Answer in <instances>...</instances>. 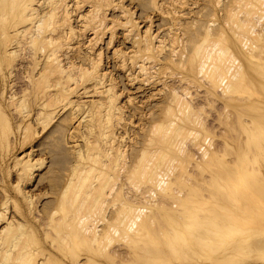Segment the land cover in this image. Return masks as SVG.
I'll use <instances>...</instances> for the list:
<instances>
[{"label": "rangeland", "instance_id": "rangeland-1", "mask_svg": "<svg viewBox=\"0 0 264 264\" xmlns=\"http://www.w3.org/2000/svg\"><path fill=\"white\" fill-rule=\"evenodd\" d=\"M238 1L240 0H236V1L235 0H221L220 2L219 0H116L115 2L117 4L115 3L114 5H110L109 7H104V9L106 10V14H107L106 15L107 22L111 24V21H115V20L117 21V19L118 21L124 20L122 18L121 10L122 9L127 10L129 15H131L133 19H136L138 28H139L133 31L132 35L129 38L126 37L125 31L122 29L121 26L120 27L116 26L113 29H109L108 31L107 30L104 32L99 31L97 35L93 34L94 32L90 30L86 34V38L80 37L78 39H75L74 41L70 40V42L72 43L71 47L73 48L75 47V49H73L74 51L73 50L70 51V55L73 52L76 56L80 57L78 60H76L78 65H80L81 63H84V64L87 63V61L90 59V55L92 59V57L94 58V56L96 55L95 53L97 51H99L100 49L102 50L101 51L103 54L102 55L103 56L102 66L105 72L108 71L107 74L109 73L110 76L112 75L111 78H113V83H115L116 85L115 90L119 91L118 93L120 94L118 102L122 106V112L118 116V118H120L121 123L116 127L115 131L117 130L118 131L115 133L116 136L114 135L115 137L114 142L116 144V147H121L122 149H124L125 147L124 149L125 157L128 155L126 158V161L127 162L129 161L128 164L126 165H128V167L130 166L129 168H131V166L134 164L132 162H135L138 159L137 157L139 156L143 145L147 143V140L146 142H144L145 139L149 140L150 137H153L157 140V139H161L162 138L161 136L164 135L166 130H164L163 132L161 130L163 135L161 132L159 133V131L158 132L156 131L157 133L153 134L154 130L152 126L155 125L154 123L155 121L157 122L164 118L167 120L168 118H170V115L174 114V111H172V113L169 114V112H171L169 111V109H172V108H167V105L168 104L170 105V102L172 99L171 93H172L173 88H176L180 92V95L184 94L182 91L185 88L189 90V93L191 95V97L189 96L190 97L189 100L192 102V105L195 107V112H194V115L193 113H190L192 115V116L190 115V117H188V115H185V116H187L190 119H194V121L198 122V123L195 122V124H198V125H195V124L193 125L194 123L192 122L193 120L191 121L192 123H190L187 121L188 119L187 117L184 116L186 119L183 117L186 120V123L187 122L190 123V124H187L188 132L189 131H192V132L191 133L186 132L185 135H181V138L178 136L177 140H181L182 137L184 136L183 142H185L186 144L184 143L183 146L186 145L185 148L188 149L187 151H189V153L193 154L194 156L193 155L191 156V154H188L190 155L189 156L190 158L188 157L187 159H185L186 161H184V163L182 164L183 169L181 165L179 164L180 168L177 167L178 169L177 168L175 169L174 171L175 173L173 172L167 184L166 182H164V185L163 183H160L159 185H157L156 184L157 182L154 180L155 182V183L153 182L155 184V187H154L152 186L154 185L153 183H151L152 185H149L150 182L152 181L149 180L148 181L149 183H148L146 181L148 179L146 178V180H144L145 177H143L142 179V176L138 175V173L133 174V175L127 172H126L127 174H125V172H122L123 174L118 173V172L113 173L114 175L112 177L114 178L116 177L118 179L117 182L119 183L116 185L115 188H117V186L119 187L120 183H125L124 191H127L130 195L136 196V194L138 193L145 192L146 189H147L146 192H148V188L152 186L149 188V191L152 190V193L156 194V197L154 195L155 197L154 199H158L157 198L158 196L159 199H161V203L159 202L158 204L157 203L158 201L157 202L155 201L156 203L152 201V204L149 206H146V204L145 205L139 204L141 206H144L145 210L143 212L140 210L137 211V209L133 211L136 213V215L140 214V212H142V214L146 213V214L137 216V217L140 216V218L135 217L134 213L133 212L131 213V209H128L130 211L124 210V211H127L126 213L128 212L131 213V215L128 213L131 217H129L127 220H125L122 223L124 226L121 227V230H119V232L114 236V239L112 240L113 242H111L110 250L116 249L118 250V253H119L118 258H116L115 260H110L102 256L101 254L99 255L101 251L98 253L99 251L98 247L103 249V252H104L105 246L103 247V245L105 243H102L103 245L95 244L96 245L95 246L94 243L93 244L92 242L88 243L84 241L83 239H81L82 238L81 236H79L80 238L78 239H80L79 240L80 242H78L77 244H73V245L76 248L75 250L79 253L80 259L82 262L87 261L86 259L87 254L88 255L93 254V256L96 257V259L101 264H147V263L148 264H174V263L190 264V263H195V262L214 263L219 258L220 246L223 245L224 243H228L229 242L228 240H230L231 237L232 239H234L233 237L235 236V239L241 240L244 243H241L242 245L238 244L234 249L226 253L223 259L221 260L222 263L237 264L239 259H242V258L260 257L259 261L263 262L264 264V176H262L264 175V167H263V171L261 167L264 165V154L262 151H260V154H262V156H258L257 159L254 158L258 161V162L255 161L258 163L256 165L254 163L255 167L257 168V166L261 165L258 168L260 169V173L256 174L254 172L256 168L253 167L254 166L253 163L248 162V160L246 159H248L247 157H249L250 154L251 156H253L252 154H254L257 151V148L254 146V142L252 139L248 141L249 139L246 137V133L244 132L245 128L243 130V127H245L244 125L246 123V125L251 126V130L253 129L252 132H254V130H256L255 128L258 126L255 125V127H253V122L255 123L257 119V121L261 123L260 130L264 131V62H263L264 60L263 59H262L263 61L255 60L256 59L255 58L254 60L251 61V59L249 58L250 57L249 54L252 52L254 53V55L258 54L257 56H260V58H264V53L262 54V51H264V49L263 50L256 49L258 48V46L257 47L255 46L254 48L253 46L250 48L249 46H244V47L243 45L241 46V43L239 40H241L242 37L243 38L246 37L245 35V33H247L245 31L246 29L242 30L241 33H239L241 30L237 31L238 29H236V33H235L236 35L233 34L232 29H231L232 26L237 25V24L239 25V23H241L242 20L244 21L247 18L246 13L242 12V10H245V9H242L241 7L243 5L240 4V2ZM73 2L74 1H72L71 4H73ZM89 4H85L82 8H78V7L76 8V6L73 7V5L71 6V10H73V13H72L73 18L71 20V24L77 29V32H78V29L81 28V24H80L81 22H80V18L78 14L83 13V12L85 13V11H88V9H90ZM230 5H233V7ZM258 6H255V7H258ZM228 7H230V9H228ZM259 7L261 8H259L260 10L257 8L258 11L260 12L263 11L262 8H264V6L260 4ZM239 8L242 9L240 11L241 13L236 14L232 11V10L234 11L239 10ZM257 9L255 8V10ZM60 13L61 15H63L62 12ZM231 13L236 14V16L231 15L232 18H229ZM228 14H229V17H228ZM259 14L261 13L254 15L256 21L260 20L257 23L255 21L254 23L256 25L255 24L254 25L256 26L255 29L257 30L263 29L262 33L264 36V17H263L264 11H263L262 17H259L260 16ZM208 23H211L209 24V26L210 25L213 26V28H211L212 29L211 31L214 36L216 35L215 37H219V34H220V33L218 34V32L216 31L214 33V30L217 28L220 30V32L226 31L228 33V37L230 38V39L228 38V40L229 41L231 40L232 44L228 40H226L225 42L228 41L229 45L228 44L227 45L230 46L232 51H234L233 57L236 58V59L234 58L235 62L232 61L233 58H231V61H232L231 63H230V59L227 60L225 58H224L225 61L222 60L223 63L225 62L224 64L220 62L221 70L225 69L223 67L227 63L228 65L233 63L235 64L234 66L236 67L233 66L234 73H232V75L231 73L230 75H227L228 73L225 72L227 70H224V72L221 71L219 73L220 76L217 77L219 81L217 82L216 86L211 85L209 81L210 79L208 80L209 76H207V73H205L206 75L205 76L204 72L202 74L201 70L199 71L198 74H196V70L193 71L194 68L196 67V64L198 63L192 57H191L192 60H190V57H189L190 54L192 53V50H193L192 46H194V43L204 38L206 34V29L207 27H209L207 25ZM231 23H232V26H231ZM204 24H205V29L203 28L204 29L203 30L201 28L204 27ZM235 28L237 27H234V29ZM196 29L198 30L196 32L197 33L199 32L201 35L196 34L195 32ZM138 30L140 31L139 34H141L142 32H143L142 34H145L144 32L146 31H148L149 33L157 34L156 36L159 37L158 39L162 38L163 40H165L166 46L167 47L170 46L169 48L165 47L164 51L161 52V54L160 52L157 53L155 50V53L153 54L154 58L150 60V63L147 62L146 64L147 66H152L154 64V61H156L157 68H156V65H154L155 69L152 68V70H150V68H148V70L144 71V70H141L140 66H138L137 64L133 65L129 60L127 61L125 60V58L129 59L128 56L135 55L134 58H138L137 60L142 61L144 60L142 58L147 56L146 51L143 49L144 47L142 48L141 52H139V55L135 53V46H134L135 38L134 37L137 34ZM247 30L250 31V29H247ZM244 31L245 33H243ZM237 32L239 33V35ZM251 32L252 30L250 31V35H248L249 32L247 33L248 37L254 36V35H251L253 33ZM241 34H242V37H241ZM58 35L63 36L62 40L64 39L63 30H60ZM195 35H197V37L199 38L196 39ZM191 36H193V38L195 37L194 39L198 41L191 38ZM239 36L241 39L239 38L238 40L237 38ZM188 38L190 39L188 40ZM263 38L264 37H261L260 41L257 42L258 45L260 43H261L260 46L264 44ZM184 39L187 42H185ZM112 40L114 41L111 42ZM18 41H22V43ZM18 41L14 42V47H13V49L14 48L17 49V53L19 54L17 56L16 61L13 62L14 67H11L13 63L11 65H7V62H6L7 60H5L4 56H1V60L3 62L1 61V64H0V107L3 106L2 108L5 114L7 115V117H9V120H10L9 124H10V127H12L10 128L12 129L10 132L12 131L14 132V133L12 132L13 136H12V133H10V137L12 138V141L17 142V145L15 148L12 147L9 150L8 155H5V158L2 157V154L5 153L4 151L5 149L0 148V178L5 179V185L9 187V191H11L12 196L16 197L17 192L15 191L13 187V183L15 184V181L17 182L16 167H14L15 156L17 155L21 156L23 155V153L25 152L27 153L32 148H34V150H36L34 159H36L35 163L37 165L36 167L37 169L35 170L36 172L34 173V177L32 181L26 184V188L27 190L30 191V193L33 192V194L35 195L36 206L38 210L41 211L40 214L44 216V219H45L44 222L47 223L49 220L48 219L49 213L53 212L52 210L55 209L54 211H57L56 217H58V215L59 217H61L65 214V212L70 213V211L73 210L74 208V207L70 208L71 210L69 208H68L69 210L68 209L62 210V205L60 203L61 198H62L61 193L63 190L62 188L66 184L68 177L70 176V174H72L73 168L71 166L73 165L74 159H75L74 158V139L73 137H71V135H75L76 136L75 141L76 139H78L79 140L78 142H81L82 137L79 132L80 125L78 124L76 119H72L71 117L72 107L71 108L70 106L63 107L64 106L63 103H59V104L57 103L53 106L55 113L53 115L52 121L49 122L48 126H45V129L43 127L44 125L37 123V120L35 117L37 110H36V106L34 105L35 98L33 97L32 94L28 92H23V90L27 88V84H28V81L26 80L24 73H25L26 66H27L26 62L29 61L27 56H29L30 53H28V50H25V51L23 50L24 48H22V45H21L23 44V39L20 38ZM189 41L191 42L193 41V44H191V42ZM174 42H176V44H174ZM225 42L222 45L224 47L226 45ZM188 43L190 44L187 45ZM173 46L177 48V54H175L176 55L175 57L173 56V61L176 60L177 62L175 61V62L169 63L167 62V59L172 53L171 50L172 48H174ZM188 46H189V49L187 50ZM113 47L115 50L113 49ZM64 48L67 49L68 46H64ZM90 48H93V49L91 50ZM257 50L260 51L261 53L258 52ZM117 51H120V52L116 54ZM133 51L135 54L133 53ZM180 52L182 53L179 54ZM73 53L72 55H74ZM183 53H184V57H183ZM187 53H188V56H187ZM24 54L26 55V57ZM83 57L84 59H87V61H83L82 60ZM26 58L28 61L26 60ZM40 59H42L41 60V63H42L44 61V57ZM23 61L25 63H23ZM125 61L126 63L124 64ZM139 64H141V62H139ZM84 66H86V64ZM240 66L242 67L243 70H240L241 69ZM138 67H139V70H138ZM22 71L24 72L23 74H22ZM206 71L208 72V69H206ZM235 73L237 76L235 75ZM242 73L245 74L244 77ZM226 75H227V78L229 76V80L226 78ZM149 76L151 77L153 76L154 79L153 78L149 79ZM181 76H185V78H183L184 80H182ZM195 76H196V79H198L197 81L199 83L193 82L194 81L193 78H195ZM222 76H225L224 81L222 80ZM225 80L226 81L228 80L229 83L230 82L235 83L234 87L236 90L235 91L233 90L234 87L231 89L234 93L232 91L231 92L227 91L228 93L226 91L225 92L222 91L227 85ZM93 84L94 83H91V82L90 84H88L90 85V88L92 90L94 86ZM239 84H241L242 87ZM236 85H239L240 87ZM4 87L6 89V93L2 95L1 90H3ZM81 87L82 85L79 86L80 90L78 93L73 95V98L75 97L74 99H79L81 101L82 106L80 109V114L81 115L83 114L84 116H86L89 114L88 112H90V109L92 107L91 105L92 101L98 100V99H102L105 101L106 98L104 94H93V95H91L90 93L86 94L84 93V90ZM237 88H239V90ZM13 92L17 93V96L15 98L17 99L19 98V100H21L22 97L25 98L24 100L26 101V103L24 104L25 105L27 104V105L25 106L23 104L22 105L23 109H20V108L18 109L16 106L17 105L16 102L18 101V103H20L21 101L19 102V100L15 99L16 101L14 102V100L11 98V94ZM11 103H15V104L13 105ZM24 107H27L28 111H26L27 108H24ZM56 107L58 108L56 109ZM174 107L177 108L176 106ZM24 109L26 110L24 111ZM196 109L199 112H197ZM172 110H175V109H172ZM85 111H88L86 112L87 114H84ZM95 112L93 113L90 112V115H93L95 120L98 119V121L96 122H100L99 120L101 119L102 116L101 114H98L97 112L96 114L97 118H96ZM240 113L243 117H241ZM195 116L197 117V119ZM253 116H256L257 118L254 117V119H252ZM172 117L174 116L172 115ZM96 122H95L96 139L97 138L98 140L100 139L101 144L105 147L104 140L106 139H104L100 135L101 132L104 130V129L103 130L101 129V128H104L103 124H99V123L96 124ZM152 122L154 125L152 124ZM200 122H201V126L199 124ZM251 122L252 124L250 125ZM29 123L31 124L30 139L24 144V147H20V143H19L20 135L18 134H21L20 133L21 131L24 132L23 128L25 127L23 126L24 125L26 126V124L29 125ZM19 125H21V127ZM202 125L204 126V128H202L203 127ZM248 126L246 127L249 130L250 127L248 128ZM114 128L109 127V131L112 132ZM74 129H77V131ZM257 129H259V127ZM18 130H20V132ZM99 135L101 136V138ZM119 135H120V138H119ZM158 135H161L159 136L161 138H159ZM146 136L148 138H146ZM121 137H123V140ZM196 143L197 144L200 143L199 145L202 144L201 147L207 148L209 152L214 150L213 148H215V150L218 152L216 153L214 152L215 154L213 155L215 157L208 156L210 158L213 157L212 159L210 158L208 159V157L204 156V153L201 152L202 148H199V145L197 146ZM139 146L141 147L139 148ZM196 146L199 149H197ZM252 147H253L254 152L251 149ZM205 148L203 151H205ZM244 148L249 151H246ZM139 149H140V152L138 151ZM174 150L175 151L172 150L171 158H172L173 153L175 154L177 152L176 149ZM136 152L138 153V156ZM135 154L137 157L135 156ZM216 155H218V157H216ZM173 157H176V155H174ZM202 158L203 159L206 158V159L203 160ZM212 160L214 161L212 162ZM237 161L241 162V165L243 164V161H245L244 164H247V165L244 168V170L242 168L245 165L243 164L242 167H238L240 163H238ZM246 161L248 163H246ZM174 162L172 161V163ZM236 163H238L237 164L238 169L241 168L243 172L244 171L246 172L247 166L251 168L250 167L251 165L249 166V163H251L252 164L251 170L254 172L251 175H255V176H249L250 174H248L247 177H244L247 175V173H243L242 170L239 172L235 171L236 169L234 170V168H236L235 167ZM174 164L176 165V163ZM12 165L14 168L12 167ZM202 167L204 168V170L202 169ZM249 170L247 171L249 172ZM121 174L124 175L123 178ZM228 174L231 176H229ZM236 174L239 176H237ZM241 174H244V175H241ZM125 175H127V177ZM129 175H131L132 177L128 178ZM91 176H94V174H90L89 177L91 179H96V178H92ZM128 179H131L132 181L134 180L135 182L130 181L131 183L130 184L129 182H127L129 181ZM260 180L263 182H261ZM97 181H100V179L99 180L97 179ZM97 181H95V183H97ZM170 181H172V183ZM145 182H147L148 184H146ZM134 183L139 184L140 186ZM142 183H145V185ZM134 185L136 187L137 186L139 187V188L137 187L138 190L142 189L145 191L141 190L138 192V190L135 189L136 187ZM110 187L111 185L108 187L107 189L108 191L111 189ZM82 191L83 190L78 192L80 197L82 195L83 196L85 195V194L80 193ZM116 193L113 192V194L109 197L110 201H108L107 205H105L106 207L103 208V210L101 211V214L103 211H105L103 212V214L104 213L108 214V217L110 219L111 218L114 219V217L116 216L115 207L120 204L118 203L117 205L113 206V200L115 199ZM181 193L182 195H180ZM139 196L140 195H138L137 197ZM162 196L164 197V199ZM143 197L144 196H142L141 198L142 201L144 200ZM165 198H168V199L165 200ZM174 198L176 199V201L174 200ZM4 199H6V195L4 193V190H2V188L0 187V203L5 201ZM162 201H163V205H161ZM164 202L167 204H170L171 207L169 205L164 204ZM174 202H177L176 204L179 207H177V205H175ZM153 203H155L158 206H156ZM172 203H174V205ZM153 205L155 206L153 207ZM193 205L196 207L192 208ZM189 210L193 211V213L190 212ZM9 211H10L9 213L11 214L16 213L13 206L10 207ZM229 211L232 213H230ZM184 212L190 215H188L187 217V214H183ZM194 212H197V213L195 214ZM9 213H8V216H9ZM90 213L92 215L94 214L93 212H90ZM192 214H194V217H192L193 216ZM196 215L198 217H195ZM101 216L102 215H100V217ZM88 217L89 218H87V220L90 219V221H92L93 223L90 221L89 223L86 219H84L85 221L88 222V224L87 222L85 223L84 220H82L84 222L82 223L83 226H79L80 225L79 223L81 222L77 221L79 225L74 224L75 228L73 227V230L76 231L75 229L77 228L80 229L84 227L86 228L91 227L96 222V219L94 220L95 218L94 216H93L94 217L93 220H91L92 218L89 215ZM96 217H97V214H96ZM141 218L146 220L147 222H143L144 225L142 227H139L141 226L139 224V221L140 223L142 221ZM98 223L97 225L101 229L105 228L106 224L104 222L103 223L98 222ZM4 224H6V221L2 217V219H0V227L5 226ZM122 224L119 226H122ZM135 224L137 225V227ZM187 224L189 226H187ZM202 224H205V225L202 226ZM76 226L78 227L76 228ZM156 227L157 229H155ZM133 228L136 230H134ZM142 228L144 229L142 230ZM173 228L174 230H172ZM61 229H63L64 232L67 231L65 224H61ZM129 229H131V232ZM145 229H148L149 233L144 232ZM29 230H30L29 227L28 228L25 227V231H26L25 236H26L27 241L29 243L30 242L32 243L31 245L33 248H35L36 250L40 249L41 251L40 253H42L43 248H47L51 250L54 249L50 244L51 239L48 237H45L44 231H42V228H37V231L33 235L30 234ZM199 230L207 231V234L210 237L206 236L204 232L202 233ZM134 231L136 232L138 231L139 233L135 232L134 234ZM142 231L144 232V234ZM196 231L197 232L199 231L200 233L203 234L202 235L198 232L201 238L197 234ZM208 231L212 233V236L208 233ZM216 231H219L218 233L221 232L222 235H218L219 236L218 237L216 234ZM132 233L136 235L135 238H134V235H132ZM140 233L141 235L139 236ZM157 233L161 235L159 236ZM175 233L179 234V236L182 238L179 244L177 242H174L175 240H178L179 242V238L176 237L178 235L176 236L174 235L175 239H171V235ZM213 233L216 235H214ZM194 234H197L198 238ZM61 235L62 234L56 235L57 241L60 240L59 238L61 237ZM194 236L196 238H193ZM152 237L153 239H151ZM205 237L207 238V240L205 239ZM183 238L186 239L185 242L188 244V246L187 244L185 245L183 241L185 239ZM208 238L209 239L211 238V239L209 240ZM169 240H171L172 243ZM208 240L211 242V243H208L210 247L208 244H206V242H209ZM144 241L147 243H145ZM142 243L143 244L145 243L144 244L145 249L150 250L151 252L150 251L143 252V250L145 249L144 247H142ZM176 243L179 246H177ZM91 244L95 246L93 247L94 250L92 249ZM138 244L139 246L138 248H136L137 247L136 245ZM167 244L169 245V249L171 248L170 246L172 245H173L172 246L173 249L175 248V246L178 249L176 251H175L176 248L174 250L172 249L169 250ZM204 244L206 245L204 246ZM218 244L220 246H217ZM140 245L143 249L140 247ZM156 245L159 248H161V251H164V254L159 253L161 251L160 249L157 248ZM180 246H183L182 247L183 250L181 249ZM186 246L188 248H191V250L193 251L196 250V251L194 253H191L192 251L190 249H187ZM203 247L205 248V250L203 249ZM128 248L130 249V251H128L129 250ZM156 249H158L159 252ZM171 250L173 251L172 254L169 253V251L171 252ZM178 250L180 254L178 253ZM54 251H56L57 254L59 253V255L64 253L62 251H59L58 249H54ZM174 251L177 253L174 254ZM153 252H156V253H153ZM121 253L123 254L120 255ZM130 253L133 255L131 256ZM38 259L45 260V256H43V254H40L38 256ZM123 259H125V261H123ZM100 263H97V264H100ZM50 264H56V263L53 261Z\"/></svg>", "mask_w": 264, "mask_h": 264}, {"label": "bare ground", "instance_id": "bare-ground-1", "mask_svg": "<svg viewBox=\"0 0 264 264\" xmlns=\"http://www.w3.org/2000/svg\"><path fill=\"white\" fill-rule=\"evenodd\" d=\"M72 1H74L73 4H71ZM115 1L116 0H0V64L2 61L1 56L5 57V60H7L6 61L7 65H11L14 61H16L17 56L19 54L17 53L16 48L13 49L14 42H16L20 38H22L23 44H21V45H22V48H24L23 50L24 51L28 50V53H30V55L28 54L30 56V58H29V56H27L29 61L26 58V60L28 62H26L27 66H26L25 73L22 71V74L24 73L25 78L28 81L27 88H25L23 90V92H28V93L32 94L33 97L35 98L34 105L36 106V110H37V113L35 116L37 123L44 125L43 127L45 129V126H48L49 122L52 121L53 115L55 113L53 106L57 103L58 104L63 103V105H64L63 107H65V106L66 107L70 106V108L72 107V111H71L72 116L71 117H72V119H76V121L80 125L79 132H80V135L82 137L81 142H78L79 141L78 139H76V141H75L76 136L71 135V137H73V139H74V158L75 159H74L73 165L71 166L73 168L72 174H70V176L68 177L67 182L63 186V188H62L63 190L61 193L62 198H61L60 203L62 205V210H66L68 208L70 209V208L74 207L73 210L70 209L71 210L70 213L65 212V214L63 216L59 217V215H58V217H56L57 211H54L55 210L54 209V210H52L53 212L49 213L48 222L47 223L44 222V220H45L44 216H42L40 214L41 211H39L37 206H36L35 195L33 194V192L30 193V191L27 190V188H26V184L30 183L32 181V179L34 177V173L36 172L35 170L37 169L36 168L37 165L35 163L36 159H34L36 150H34V148H32L27 153L26 152L23 153V155H21V156L20 155L15 156L14 167H16L17 182L15 181V184L13 183V187H14L15 191L17 192L16 197L12 196L11 191H9V187L5 185V179L0 178L1 179L0 187L2 188V190H4V193L6 195V199H4L5 201L0 203V219H2V217H3L6 221V224H4L5 226L0 227V264H50L53 261L56 264H94V263L97 264V263H100L96 259V257L93 256V254L92 255L87 254L86 255L87 261H84V262L81 261L80 255L75 250L76 248L73 245V244H77L78 242H80L79 241L80 239H78V238H80L79 236H81L82 237L81 239H83L84 241H86L88 243L92 242V244L94 243V245L95 244L101 245L102 243H105L104 245L102 244L103 247L105 246L104 252H103V249L98 247V250H99L98 253L101 251L99 253V255L101 254L102 256H104L110 260H115L116 258H118L119 253H118V250H116V249L110 250L111 242H113L112 240L114 239V236L119 232V230H121V227L124 226L122 223L125 220H127L129 217H131L130 215L132 212L134 213L135 217H137L138 215L146 214V213L142 214V212L145 210V207L141 206L139 204H144V205L146 204V206H149L152 204V201L153 202L158 201L157 202L158 204H159V202L161 203V199H159L158 196H157L158 199H154L156 197V194L155 193L153 194L151 189H150L151 191H149V188L152 186L155 187L154 180L157 182L156 183L157 185H159L160 183H163V185H164V182H166V184H167L171 178V175L175 171V169L177 167H179V164L182 167L183 166L182 164L184 163V161H186L185 159H187L190 156L188 154H191V153H189V151H187L188 149L185 148L186 145L183 146V144L185 143V142H183L184 136L182 137L181 140H177V139H178V136L181 138V135H185L186 132L187 133L192 132V131L188 132V129H187L188 125L187 124L194 122L193 123V125H194L195 122L198 123L197 121H194V119L188 118L191 115L190 113H193V115H194L195 107L192 105V102L189 100L191 95H190L189 90L187 88H185L182 91L184 93L183 95L182 94L180 95V92L176 88H173L172 93H171L172 99H171L170 105L169 104H168L169 106L167 105V108L175 109V110L169 109V111H171V112H169V114H171L172 111H174V114H172L174 117H172V115H170V118H168L167 120L164 118V119H161L160 121H157V122L155 121L154 122L155 125L152 122V124L154 125V126H152L153 130H154V131L152 130L154 132V133L152 132L153 134L157 133L158 131L160 133L161 130H162V132L164 130H166L167 132L165 131L164 135L161 132L163 136L158 135V137L159 136L162 137V138L159 137L161 139L156 140L153 137H150L149 140L145 139L144 142H146V140H147V143H145V145H143L141 152H140V149L138 150L140 152L139 156H138V153L136 152L138 157L136 156V154H135V156L138 159L136 158L137 160L135 162H132V163H134L132 165L133 168H132V166H131V168H129L130 166L128 167V165H126V164H128L129 161L128 162L126 161V158L128 155L125 157V151H124L125 147H124V149H122L121 147H116V144L114 142L115 141L114 135L118 131V130L115 131L116 127L121 123L120 118H118V116L122 112V106L118 102L120 94L118 93L119 91L115 90L116 85H115V83H113V78H111L112 75L110 76L109 73L107 74L108 71L105 72V70L102 66V62H103V56H102L103 54L101 52L102 50L100 49L96 53L94 52L96 55L94 56V58L92 57V59H91V55H90V59L88 61H87V59H84V57H83L82 60L87 61V63H85L86 66H84L85 65L84 63H81L80 65L77 64L76 60H78L80 58L79 56H76L73 52L72 53L75 56L72 55V53H71L72 56L70 55V51L75 49V47L74 48L71 47L72 43L70 42V40L74 41L75 39H78L80 37L86 38V34L90 30L94 32L93 34L97 35V33L99 31L104 32L106 30L108 31L109 29H113L116 26H119V27L121 26L122 29L125 31L126 37L129 38L132 35V32L138 28V24H137L136 19H133V17L131 15H129L128 11L125 9L121 10L122 18L124 20L118 21V19H117V21L116 20L111 21V24L107 22V16H106L107 14H106V10L104 9V7H109L110 5H114L116 3ZM220 1L221 0H219V2ZM238 2H240V4L243 5L241 7H242V9H245V10H242L239 8V10H235V11L232 10V11L234 13L238 14V13H241L240 11L242 10V12L246 13L247 18L244 21L242 20V22L239 23V25L236 23L237 25L233 24L234 26H232V23H231V26H232L231 29H232L233 34L236 33V29H238L237 31L241 30L239 33H241L242 30L246 29L245 31L247 33L249 32L248 35H250V31L252 30L253 33L251 32L252 33L251 35H254L253 37H251V36L248 37L247 33H245V31H244L243 33H245L246 37L243 38L242 34H241L242 39L240 38V36L237 39L238 40H239V38L241 39L239 41L241 43V46L243 45V47L249 46V48H250L253 46V48H254L255 46L256 47L258 46V48H256V49H258V50L262 49L263 50L264 44L260 46L261 43L259 45L257 43L258 41H260L261 37H264L263 33H262L263 29L262 30L261 29H259V30L255 29L256 24L254 22L256 21V19H255L254 15L261 13V14H259L260 15L259 17H262L264 8H262L263 11H261V12L258 11V9L261 8V7H259L260 4L262 6H264V0H240ZM89 3H91V4H89ZM85 4H89L90 9H88V11H85V13L83 12V13L78 14V16L80 18V22H81L80 23L81 28L78 29V32H77V29L71 24V20L73 18L72 17L73 10H71V6L73 5V7L76 6V8L77 7L82 8ZM220 5H221V3H220ZM230 6L233 7V5H230ZM255 6H258V7H255ZM225 8H226V6H225ZM255 8L256 9L258 8V9L255 10ZM228 9H230V7H228ZM60 12H62L63 15H61ZM219 12H220V10H219ZM236 14L231 13L230 17L228 14V17L232 18V16L233 15L236 16ZM252 16L254 17V19ZM225 19H227V18H225ZM258 21H260V20H258ZM258 21H256V23ZM209 24H211V23H208L207 25L209 26ZM202 25H203V23H202ZM258 26H260V25H258ZM234 27H237V28L234 29ZM203 28L205 29V24H204V27H202L201 29H203ZM211 28H213V26H211V25L209 27H207L206 34H205L204 38L200 41L196 40L199 38V37H197V35H195L196 39H194L195 37L193 38V36H191V38H193L194 40H196L198 42L194 43V46H192L193 48L191 47L193 49L192 53L191 54L189 52L188 53L190 54V56H189L190 60H192V58H193L198 63V64L194 63V64H196V67L194 68L193 71L196 70V74H198L200 70H201L202 74L204 72V75H205V73H207V76H209V78L208 77L207 78H208V80L210 79L209 81H210L211 85L216 86L217 82L219 81V79L217 77L220 76L219 73L221 71L224 72V70H227V71H225L228 73L227 75H230V73L232 75V73H234L233 69H234V67H236V66H234L235 64H233V63L229 64V65L227 63L223 67L225 69L221 70L220 62L223 63L222 60L225 61V59H227V60L230 59V63H231L232 61L235 62L236 58L233 57L234 51H232L230 46H228L229 45L228 33L226 31L220 32V30L218 28L217 29L219 31L217 29H215V30L213 29L214 33H215V31L218 32V34L220 33L219 37H215L216 35L214 36L212 34ZM247 29H250V31ZM60 30L64 31V39L63 40H62L63 36L58 35ZM196 31H198V30L196 29L195 32ZM139 32L140 31L138 30L137 34L134 37L135 38L134 39L135 53H137L139 55V52H141L142 48L144 47L143 49L146 51L147 56L142 58V59H144L142 61L137 60L138 58H134L135 55L128 56L129 59L125 58V60L126 61L129 60L133 65L137 64L138 66H140V69L144 70V71L148 70V68H150V70H152V68L155 69L154 65H156V61H154V64L152 66H147L146 64H147V62L150 63V60L154 58L153 54L155 53V50L157 53L160 52V54H161V52L164 51V48L167 47L165 40H163L162 38L158 39L159 37L156 36L157 34L149 33L148 31L144 32L145 34H142L143 32L141 34H139ZM239 33H238V35H239ZM196 34L201 35L199 32L198 33L196 32ZM157 39H158V41H157ZM189 39L190 38H188V40ZM155 40H156V42H155ZM226 40H228V41L225 42ZM263 40H264V38H263ZM113 41L114 40H112L111 42H113ZM184 41L187 42L185 39H184ZM18 42L22 43V41H18ZM189 42H191V41H189ZM224 42L226 43V45L228 44L227 46L224 44L225 47L222 46ZM229 42L231 43V40ZM174 44H176V42H174ZM174 44H172V45H174ZM189 44L190 43H188L187 45H189ZM191 44H193V41L191 42ZM64 46H68V48L65 49ZM169 47H167V48H169ZM173 47L174 48L171 47L172 53L167 59V62H169V63L176 61V60L173 61V56L174 57L176 56L175 54H177V48L175 46H173ZM90 49L92 50L93 48H90ZM113 49H114V47H113ZM188 49H189V46H188L187 50ZM185 50H186V48H185ZM118 52H120V51H117L116 54H118ZM258 52H260V51H258ZM133 53H134V51H133ZM181 53L182 52H180L179 54H181ZM188 53H187V56H188ZM263 53H264V51H262V54ZM26 55H27V53H26ZM26 55H25V57H26ZM92 55H93V53H92ZM257 55H254V53L252 52L249 54V56H250L249 58L251 59V61L254 60L255 58H256L255 60H260V61L262 59L264 60V58H260V56H257ZM121 56H123V55H121ZM42 57H44V61L41 63L42 59H40V58H42ZM183 57H184V53H183ZM231 58H233V59L235 58V59L234 60L232 59V61H231ZM121 59H123V58H121ZM160 59H161V57H160ZM126 61L124 62V64L126 63ZM139 62H141V64H139ZM238 62H239V60H238ZM23 63H25V62L23 61ZM180 63H181V61H180ZM11 67H14V63L11 65ZM156 68H157V65H156ZM182 68H184V67H182ZM240 68H239L240 70H243L241 66H240ZM206 69H208L209 74L206 71ZM138 70H139V67H138ZM236 73H235V75H236ZM227 75H226V78H227ZM242 75L244 77L245 74L242 73ZM150 78L152 79L153 76L152 77L149 76V79ZM181 78H182V80H184L183 78H185V76H181ZM234 78H235V76H234ZM195 79H196V76H195V78H193V80H194L193 82L199 83L197 81L198 79H196V80ZM224 79H225V76H222L223 81H224ZM227 79L229 80V76ZM228 80L227 81L225 80L227 85L222 90L223 92H225V91L231 92L232 91L231 89L235 86L234 85L235 83H233V82L229 83ZM90 82L94 83L93 84L94 85L93 90L90 88V85H88V84H90ZM239 82H240V80H239ZM81 85H82L81 88L84 90V93H86V94H88V93H90L91 95H93V94H104V96L106 98L105 101L102 99H98V100H94L91 102L92 107L90 109V112L93 113L96 110L95 117H96L97 112H98V114H101L102 117L99 120L100 122H96V121H98V119L95 120L93 115H90V112H88V111H85V113H84V114H87L86 112L89 113L86 116H84L83 114L82 115L80 114V109H81L82 103L79 99H74L75 97L73 98V95L79 92V90H80L79 86H81ZM239 85L241 86V84H239ZM239 85H236V86H239ZM217 88H218V86H217ZM89 89H91V90H89ZM237 89L239 90V88H237ZM233 90L234 91L236 90L235 87L233 88ZM92 91H93V93H92ZM1 92H2V95L4 93H6L5 87L3 90H1ZM16 96H17L16 92H13L11 94V98L14 100V102L16 100H19V98L18 99L15 98ZM24 99L25 98L22 97V99L19 100V102L21 101L20 103H22V101ZM95 99H97V98H95ZM128 100H129V98H128ZM24 101L22 104L18 103V101L16 102L17 103L16 106L18 109L19 108L23 109L22 105L24 103H26V101L25 102ZM11 104L14 105L15 103H11ZM21 106H22V108H21ZM174 106H176L177 108H175ZM2 107H0V148L5 149L4 150L5 153L2 154V157L5 158V155H8L9 150L12 147L13 148L16 147L17 142L12 141V138L10 137V133L13 132V131L10 132L12 130L10 128H12V127H10V124H9L10 123L9 117H7V115L5 114ZM27 107H24V108H27ZM57 108L58 107H56V109ZM25 110L26 109H24V111ZM87 110H89V109H87ZM26 111H28V108ZM30 112H31V110H30ZM166 112H167V110H166ZM197 112H199V111L197 110ZM185 115H188V117ZM240 115H241V113H240ZM184 116L188 118L187 121L190 123H188V122L186 123V120H185L186 118ZM241 117H243V116L241 115ZM254 117L257 118L256 116H253L252 119H254ZM189 119H190V121H189ZM196 119H197V117H196ZM256 121H257V119H256ZM256 121H255L256 124L253 122V127H255V125H256L259 127V129H257L258 127H256L255 128L256 130H254V132H252L253 129L251 130V126L246 125V123L244 125L245 127H243V130L245 128L244 132L246 133V137L249 139L248 141H250L252 139L254 142V146L257 148V151L254 154H252L253 156H251V154H250L249 157H247L248 159H246V160H248V162L253 163V165H254V163H255V165L258 164L257 163L258 161L256 159L258 158V156H262V154H260V151H262L264 154V131L260 130L261 123L258 121L256 122ZM95 122H96V124L97 123L103 124L104 128H101V129L102 130L104 129V130L101 132L100 135L104 139H106V140L103 139L104 143H105V147L101 144L100 139L99 140H98V138L96 139ZM199 124L201 126V122ZM251 124H252V122L250 123V125ZM29 125L26 124V126L25 125L23 126L25 128L22 127L24 129V132H22V131L20 132V130H18L21 133V134H18V135H20L19 136L20 137V139H19L20 147H24V144L30 139L31 124L29 123ZM195 125H198V124H195ZM19 126L21 127V125H19ZM246 126H248V128L250 127V129L248 130ZM109 127H113V128L115 127V128L111 132V131H109ZM22 128H21V130H22ZM189 128H191V127H189ZM202 128H204V126ZM74 130L77 131V129H74ZM14 131H15V129H14ZM13 133H12V136H13ZM101 136H100V138H101ZM187 136H189V135H187ZM71 137H70V139H71ZM123 137H121L122 140H123ZM206 137H208V136H206ZM119 138H120V135H119ZM146 138H148V137L146 136ZM213 138H215V137H213ZM199 144H197V146ZM201 145H199V148H202V150L201 149L200 150H201V152L204 153V156L215 157L213 154L218 152L215 150V148H213L214 149V150H212L213 152L211 150H210L211 152H209V150H207V148L201 147ZM141 146H139V148ZM197 146H196V148H197ZM199 148H197V149H199ZM204 148H205V151H203ZM174 149H176L177 154L173 153L172 158H171L172 150L175 151ZM251 149L253 150V147ZM245 150L249 151L247 149H245ZM113 151H115V152H113ZM253 152H254V150H253ZM203 153H201V154H203ZM174 155H176V157H173ZM192 155L193 154H191V156ZM216 157H218V155H216ZM167 158H169V159H167ZM206 158H204V159L202 158V159L205 160ZM209 158L210 157H208V159ZM212 158H210V159H212ZM254 158H256V159H254ZM172 161L173 162L175 161L174 163H176V165L174 163H172ZM213 161L214 160H212V162ZM235 161H234V163H235ZM255 161H257V162H255ZM244 162L245 161H243V164H244ZM248 162L246 161V163H248ZM238 163H240V165H238V167L243 166V164L241 165V162H238ZM238 163H236V165L234 164L236 167V168H234V170L236 169L235 171H237V172L241 171L242 169L244 170V168L246 167L247 164H244L245 166L242 169L241 168L238 169V167H237ZM251 163H249V166L251 165L250 167L252 168ZM255 165L253 167H255ZM262 165H263V163H262ZM38 166H39V164H38ZM260 166H257V168L255 167L256 169L254 170V172L256 174L260 173V169H258ZM12 167H13V165H12ZM261 167H262V171H263L264 165ZM248 168L249 167L247 166V170H249V169L251 170V168H249V169ZM182 169H183V167H182ZM202 169L204 170L203 167H202ZM212 169H214V168H212ZM243 170H242V172H243ZM247 170H246V172L245 171L243 172V173H247V175L244 177H247L248 174H250L249 176H255V175H251L254 173L252 170H251L252 173L250 172V170H249V172ZM235 171H234V173H235ZM114 172H118V173L125 172V174L130 173L131 175L138 173V175L142 176V179H143V177H145L144 180H146V178H147L148 179V180H146L147 182L149 180L152 181V182H150L149 185H152L151 183H153V182H154L153 183L154 185H152L148 188V192H146L147 189H146V191L142 190L141 189L143 187L142 186L140 189L142 191H145V192L138 193V194H136V196L130 195L127 191H124L125 190V183H120V186L119 187L117 186V188H115L116 185L119 183L117 182L118 179L116 177L115 178L112 177L114 175L113 174ZM90 174H94V176H91V177L96 178V179H91L89 177ZM122 174H121V176L123 178L124 175H122ZM131 175H129L128 178H131L132 177ZM241 175H244V174H241ZM125 176L127 177V175H125ZM229 176H231V175H229ZM237 176H239V175H237ZM262 176H264V175H262ZM101 177H103V178H101ZM133 177H135V176H133ZM200 177H201V175H200ZM97 179L98 180L100 179V181H97ZM132 179H134V178H132ZM91 180H93V181L95 180V181H97V183H95V181L93 182ZM128 180L129 181H127V182H129V183H130V181H132L131 179H128ZM147 182H145V183L148 184L149 182L148 183ZM170 182L172 183V181H170ZM261 182H263V181H261ZM140 183H141V181H140ZM145 183H142V184L145 185ZM134 184H136V183H134ZM110 185H111V187H110L111 189L109 188L110 189L109 190L110 192H109L107 189ZM136 185H139V184H136ZM157 185H156V187H157ZM259 186H261V185H259ZM137 187L135 189H137ZM81 190H83V191L80 193L85 194L84 196L82 195L83 197L82 196L80 197V195L78 193ZM141 190H138V192ZM256 190H258V189H256ZM113 192H115V193L117 192L115 199L113 200V206L117 205L118 203H120V204L115 207L116 216L114 217V219H112V218L110 219L108 217V214H106V213L103 214V212H105V211H103L102 214H101V211L103 210V208L106 207L105 205H107L108 201H110L109 197L113 194ZM138 195H140V196L137 197ZM154 195H155V197H154ZM180 195H182V193ZM142 196H144L143 201L141 200ZM77 197L78 198L80 197V198L78 199ZM254 197H256V196H254ZM175 198H174V200L176 201ZM163 199H164V197H163ZM166 199H168V198H165V200ZM165 200H163V201H165ZM163 201H162L161 205H163ZM259 201H261V200H259ZM155 203H153V204H155ZM174 203H175V205H177L176 204L177 202H174ZM174 203H172V204L174 205ZM164 204L170 206V204H167L165 202H164ZM10 205L13 206L14 210L16 211L15 214L12 213L13 215L11 213H9L10 212L9 209L11 207ZM155 205H153V207ZM156 206H158V205H156ZM177 207H179V206L177 205ZM193 207H196V206L193 205L192 208ZM128 209H131V213L128 212L130 215L128 213H126L127 211H124V210H128ZM135 209H137V211L140 210L142 212H140V214L136 215V213L134 212ZM174 209H175V207H174ZM177 210H178V208H177ZM128 211H130V210H128ZM90 212H93L94 214L96 213L97 217H96V214L92 215ZM190 212L193 213V211H190ZM197 212H194V213L196 214ZM8 213H9V216H8ZM89 213L92 215V217ZM204 213H206V212H204ZM230 213H232V212H230ZM183 214H187V213L184 212ZM88 215L92 218L91 220H93V218L95 217L94 220L96 219V222L94 221L95 223L91 227H87V228L84 227V228L78 229L77 228L78 226H76L77 229H75L76 231H74L73 227H74V224L75 225L78 224L77 221L81 222V223H79L80 225L78 224L79 226H83L82 223H84V222L86 223L87 221L88 222L90 221V219L87 220V218H89ZM100 215H102V216L100 217ZM188 215H190V214H187V217H188ZM192 215L191 216L194 217V214H192ZM113 216H114V214H113ZM195 217H198V216L196 215ZM137 218H140V216ZM84 219H86L87 221H85ZM82 220H84V222ZM88 222H87V224H88ZM90 222H92V221H90ZM98 222H101V223L104 222L106 224L105 228L101 229L98 226L99 225ZM143 222H147V221L144 219H142L141 223L139 221V224L141 225L139 227H142L144 225ZM97 223H98V225H97ZM120 223L122 224V226H119V225H121ZM131 223H132V221H131ZM151 223H152V221H151ZM61 224H65L67 231L64 232V230L61 229ZM203 225H205V224H202V226ZM187 226H189V225L187 224ZM25 227L30 228L29 232L32 235L35 234V232L37 231V228H42V231H44L45 237H48L51 239V243H50L51 246L54 249H58L59 251H62L64 253L59 255V253L57 254L56 251H54V249L51 250V249H47V248H43L42 253H40L41 252L40 249L36 250L35 248L32 247V245H31L32 243L31 242L29 243L27 241L26 236H25L26 235ZM136 227H137V225H136ZM131 229H129L130 232H131ZM143 229L144 228H142V230ZM155 229H157V227ZM134 230H136V229H134ZM172 230H174V228ZM199 231L202 233L204 232L206 234V236H209L207 234V231H204V230L203 231L199 230ZM132 232H133V230H132ZM135 232L136 231H134V234H135ZM144 232H148V229H145ZM144 232H143V234H144ZM168 232H170V231H168ZM198 232H197V234L199 235L200 232L199 233ZM218 232L219 231H216L217 236L222 235L221 232L220 233H218ZM251 232H253V231H251ZM127 233H129V232H127ZM136 233H139V232L137 231ZM141 233L139 234V236L141 235ZM159 233H160V231H159ZM159 233H157V234L159 235ZM202 233H200V234H202ZM208 233L212 236V233L210 231H208ZM57 234L58 235L62 234L61 237L59 238L60 239L59 241H57V239H56ZM134 234L132 233V235H134ZM197 234H194V235H196V237L198 238ZM216 234H214V235H216ZM242 234H244V233H242ZM154 235H153V237H154ZM174 235L179 236V234L175 233V234L171 235V239H175ZM135 236L136 235H134V238H135ZM172 236H173V238H172ZM178 236H176V237L179 238V242H178V240H175V241L173 240V241L177 242L179 244L180 240H182V238L180 236L179 237ZM153 237L151 239H153ZM196 237L194 236L193 238H196ZM129 238H130V236H129ZM200 238H201V236H200ZM233 238L234 239H232V237H231V239L228 240L229 241L228 243H224L221 246L219 244L217 245V246H220L219 258L214 263L195 262V263H190V264H224L221 262L224 255L226 253H228L229 251H231L232 249H234L238 244L240 245L241 243H244L241 240L235 239V236ZM159 239H160V237H159ZM161 239H162V237H161ZM183 239H185V238H183ZM205 239L207 240L206 237H205ZM246 240H248V239H246ZM140 241H142V240H140ZM169 241L172 243L171 240H169ZM183 241L186 245L187 244L185 242L186 239ZM183 241H182V243H183ZM217 241H219V240H217ZM56 242H57V244H56ZM145 243H147V242H145ZM177 243H176V245H177ZM208 243H211V242L210 241L206 242V244H208ZM220 243H222V242H220ZM144 244L142 243V247H144ZM154 244H156V243H154ZM154 244H152V245H154ZM206 244H204V246ZM94 245H92V249H93V247L96 246V245L95 246ZM136 246H137L136 248H138L139 244ZM172 246H170L171 247L170 249L174 250L176 248V246L174 245L175 246L174 249ZM177 246H179V245H177ZM187 246H188V244H187ZM140 247H141V245H140ZM180 247L183 250V248H182L183 246H180ZM209 247H210V245H209ZM157 248L160 249V251H161V248H159L158 246H157ZM144 249H145V247H144ZM158 249H156V250L158 251ZM168 249H169V245H168ZM177 249L178 248H176L175 251ZM187 249L191 250V248H188V247H187ZM203 249L205 250L204 247H203ZM172 250H171V252L169 251V253L172 254L173 253ZM128 251H130V249ZM144 251L149 252L150 250L145 249V250H143V252ZM153 251H154V249H153ZM175 251H174V254L177 253ZM191 251H192L191 253H194L196 250H194V251L191 250ZM238 252H240V251H238ZM153 253H156V252H153ZM159 253L164 254V251H161ZM178 253H179V250H178ZM40 254H43V256H45V260H43L44 258L38 259V256ZM122 254L123 253H121L120 255H122ZM138 254H140V253H138ZM132 255L133 254H131V256ZM259 258L260 257L242 258V259H239L237 264H263V262L259 261ZM132 260H133V258H132ZM123 261H125V259H123ZM126 261H128V260H126ZM213 261H214V259H213ZM174 264H176V263H174Z\"/></svg>", "mask_w": 264, "mask_h": 264}]
</instances>
